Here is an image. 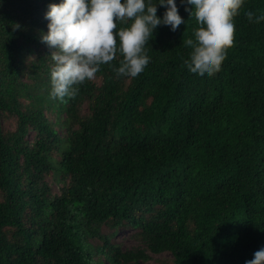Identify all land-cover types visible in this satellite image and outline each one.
Instances as JSON below:
<instances>
[{
  "label": "trees",
  "instance_id": "obj_1",
  "mask_svg": "<svg viewBox=\"0 0 264 264\" xmlns=\"http://www.w3.org/2000/svg\"><path fill=\"white\" fill-rule=\"evenodd\" d=\"M50 3L0 0V264L252 259L264 246V21L244 13L264 0H244L213 75L183 67L200 29L176 0L184 23L157 26L142 73L117 75V53L63 102L49 96L40 40ZM120 228L134 247L112 242Z\"/></svg>",
  "mask_w": 264,
  "mask_h": 264
},
{
  "label": "clouds",
  "instance_id": "obj_2",
  "mask_svg": "<svg viewBox=\"0 0 264 264\" xmlns=\"http://www.w3.org/2000/svg\"><path fill=\"white\" fill-rule=\"evenodd\" d=\"M189 18L194 15L199 31L193 40L183 41L192 50L190 61L183 67L201 79L218 72L226 50L233 44L235 25L244 0H180ZM164 6L157 16L156 5ZM249 22L264 21V13L245 11ZM47 31L40 40L52 51L53 64L49 69L50 98L64 101L74 97L76 87L93 80L101 65L122 56L117 75L136 77L150 61L145 45L158 25L171 31L184 23L178 13L176 0H59L50 3L44 13ZM130 23H127L128 21ZM118 23H127L118 28ZM244 264H264V246L254 251L253 258Z\"/></svg>",
  "mask_w": 264,
  "mask_h": 264
},
{
  "label": "rangeland",
  "instance_id": "obj_3",
  "mask_svg": "<svg viewBox=\"0 0 264 264\" xmlns=\"http://www.w3.org/2000/svg\"><path fill=\"white\" fill-rule=\"evenodd\" d=\"M33 134L30 133L27 137L28 141L33 140ZM45 181L48 183L50 187V191L53 194H59L61 192V187L63 185V182L59 180V177L56 178L52 173L48 174L46 176ZM108 232V230L105 228L104 233ZM132 231L130 229H124L120 228L116 234L112 237L113 243H121L123 247L126 248H132L135 245V240L130 237V234ZM150 254V253H149ZM172 259L171 253L165 252L162 254H151V260L147 263H140V264H162V263H169Z\"/></svg>",
  "mask_w": 264,
  "mask_h": 264
}]
</instances>
